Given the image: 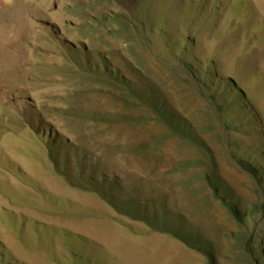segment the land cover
<instances>
[{
  "label": "rangeland",
  "instance_id": "1",
  "mask_svg": "<svg viewBox=\"0 0 264 264\" xmlns=\"http://www.w3.org/2000/svg\"><path fill=\"white\" fill-rule=\"evenodd\" d=\"M183 64L210 67L219 93L230 78L258 132L219 123ZM168 107L208 151L169 132L153 110ZM258 146L264 168V0H0V264H70L61 232L101 264H207L197 234L209 264H264V217L238 222L213 191L254 209L261 189L232 151Z\"/></svg>",
  "mask_w": 264,
  "mask_h": 264
},
{
  "label": "trees",
  "instance_id": "2",
  "mask_svg": "<svg viewBox=\"0 0 264 264\" xmlns=\"http://www.w3.org/2000/svg\"><path fill=\"white\" fill-rule=\"evenodd\" d=\"M187 54H190L189 51L184 48H179V58L182 59ZM182 67L190 72L192 77L200 85L202 93L210 99V102H212V104L215 105L219 114V123L223 124L227 128H231L234 130L236 129L242 130L244 132L255 133L258 132L255 129L260 123L258 114L249 106V103L245 98L242 89H237L235 83H231L230 78L225 77V79L220 78V80H218L219 85L223 82L222 85L224 87V91L222 93H219L218 91H214L216 89V84L210 83V79L212 77V74H210L212 69L210 67L205 65L198 66L191 64H183ZM112 72L113 71L110 70L105 71V75H110L112 77V80L109 81L110 84H120L126 87L128 81L119 76H114ZM115 74L117 73L115 72ZM225 82H229V84H224ZM151 102L155 105L153 101ZM153 110L157 118H159V120L164 124L169 132L175 137H178L185 142L192 144L198 149H204L208 151L207 146L203 143L202 139L196 135L194 127L186 118L179 116L174 110L170 109L169 107L163 111L157 108ZM228 134L230 135V129L228 130ZM43 140L44 142H42L44 143V145L42 146L47 159L52 162L53 166H55L59 158L61 143L56 142L55 136L53 139L45 138ZM229 144L234 146L235 140H232ZM258 148V152L256 147L251 150H249L250 147H248L246 149H239L238 152L232 151L233 154H235V156L237 157L236 160L239 163L240 168L250 176H254L257 186L261 189L262 199H260L259 202L254 203V209H249L247 215H243L238 210L234 202L235 199L230 193V189H226L223 186H219L216 189H213L214 196L220 199L224 204H226V208L229 211L230 215H232V217L238 222H244L247 216H250L254 220L255 217H253V214H260L264 217V168L263 164L258 165L255 162L258 159L257 156H259V153L260 155L263 154V150L261 149L262 147L258 146ZM242 155H244V157H241ZM261 161L263 162V157ZM209 178L212 180H216L215 178L217 177L215 173H212ZM109 184H111L112 187H116L117 185L116 181L114 180L109 182ZM127 215L131 216V218H135V220L138 219L139 221H142L147 225H150L149 220H153L155 218L154 212L151 215V218L147 217L146 215L140 217L134 211H129ZM256 221H259L258 217L256 218ZM156 228L166 230L180 241L184 243L187 242L185 236L179 235V227L177 228L178 232L176 230L166 229L167 227H165L164 223H160ZM59 237L61 239L62 246L68 254L67 259L70 261V264H101L89 254H86L82 251L84 249H98L100 251L99 248H96L95 245L85 237L77 234L67 235L66 232H61V235ZM196 244L200 245L201 247L196 246ZM254 244L255 243L249 245L250 247H246V245H244L245 251L250 252V248H256L257 246ZM190 246H195L194 248L197 249L200 254H202V256L206 260V263H210V245L206 240H201L199 234L194 237V242L191 243ZM3 258V264H16L14 263L13 259H9V254H6Z\"/></svg>",
  "mask_w": 264,
  "mask_h": 264
},
{
  "label": "clouds",
  "instance_id": "3",
  "mask_svg": "<svg viewBox=\"0 0 264 264\" xmlns=\"http://www.w3.org/2000/svg\"><path fill=\"white\" fill-rule=\"evenodd\" d=\"M4 4L10 5L12 3V0H3Z\"/></svg>",
  "mask_w": 264,
  "mask_h": 264
}]
</instances>
